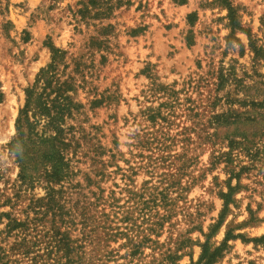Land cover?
<instances>
[{
	"label": "rangeland",
	"instance_id": "obj_1",
	"mask_svg": "<svg viewBox=\"0 0 264 264\" xmlns=\"http://www.w3.org/2000/svg\"><path fill=\"white\" fill-rule=\"evenodd\" d=\"M87 1L0 0V212L30 221L28 230L6 235L2 218L8 264H194L201 245L218 246L229 229L264 235V159L241 176L235 202L215 227L229 169L250 162L238 150L232 164L213 165L214 156L229 150V138L251 139L254 119L264 113L237 102L264 98L262 88H243L253 84L254 71L264 75V57L253 58L247 34L235 32L243 48L227 43L221 0H99L112 6L102 18L91 17L97 9L90 6V16H82ZM228 1L264 50V0ZM91 36L107 39L105 47L89 50ZM48 42L92 67L78 90L83 113L73 121L85 136L75 175L61 182L58 206L32 225L29 199L44 196V184L16 199L19 167L8 143L25 87L50 61ZM101 96L102 104L90 107ZM257 136L264 143V133ZM228 244L216 264H264L263 243Z\"/></svg>",
	"mask_w": 264,
	"mask_h": 264
},
{
	"label": "trees",
	"instance_id": "obj_2",
	"mask_svg": "<svg viewBox=\"0 0 264 264\" xmlns=\"http://www.w3.org/2000/svg\"><path fill=\"white\" fill-rule=\"evenodd\" d=\"M97 1L99 0H88L86 4H83L84 9L79 11L83 17L90 16L92 11L89 6L97 9L91 17L102 18L110 15L112 6L107 5V7H104L103 4L100 5ZM220 2L228 10L227 18L229 20L230 34L227 36V43L231 44L233 40L243 48L241 42L235 36L236 31H243L249 37V48L254 53L253 58H263L264 50L256 46L251 40L250 33L241 25L235 8L228 0H221ZM179 3H185V0H179ZM188 20L190 25H192L195 21L194 14H189ZM98 33L101 36L106 35L107 27H101ZM106 42L107 39L91 36L87 47L89 50L92 48L102 49V47H105ZM186 42L189 45L192 44L191 35L186 37ZM46 45L51 53L50 61L39 69L33 82L25 87L24 102L19 108L14 122L15 136L8 143L9 151L15 157V163L19 167L16 183L14 184L16 199L21 197V192L33 190L37 184H44L45 195L42 197L31 196L29 199L28 208L36 214V217L31 222L32 225H35V222L39 220V214L45 215L48 210L58 206L61 200L60 197L64 192L61 182L67 180L71 175H75L73 171L75 165L72 162L79 161L76 160V157L81 148L80 139L85 136L84 134L82 137L78 135L81 131L78 130L79 126L74 124L73 121L76 116L83 113L84 104L78 99V90L84 89L88 85L87 74L92 67L83 61L82 56L69 57L67 50L57 47L51 42ZM253 76L256 77L253 80V84L243 86L244 90L254 89L253 92L257 93L262 88L261 92H264V75L254 71ZM220 79H225L222 72ZM236 84L242 85L241 80H236ZM245 99L237 102L240 104L248 102L253 106L264 109V98L260 101L252 98ZM103 101L104 98L102 96L99 98L95 97L91 100L90 107H97ZM228 102L234 103L236 100L230 99ZM259 116L260 119H254L255 123L251 129V139L246 136H241L240 140L229 138L227 142L229 150L214 156L213 165H217L222 161L226 164H232L233 153L238 150V152L244 153L250 162V165H233L229 169L230 176L226 181L227 191L221 190L219 192L223 205L215 227L222 223L229 210V205L235 202L234 194L238 189L242 188L239 182L241 176L253 169L254 162L262 164L264 159V143L258 142L255 138L257 135L262 136L264 133V113H259ZM237 166L238 170L235 169ZM232 178L237 180L235 186L231 185L230 181ZM55 185H59L60 188L56 189ZM5 202L8 203L10 200L6 199ZM5 202L3 205H5ZM249 213L252 220L254 212L249 209ZM3 217L7 219L3 230L6 235L12 234L16 230H28L30 223L28 218L21 222L11 217L8 212H0V223ZM213 232L214 230L211 231L210 235ZM58 233L63 235L59 231ZM235 238H241L246 242L252 241L264 244V235L245 238L242 234H234L233 230L229 229L222 242L212 249H210L208 240H206L201 245V254L194 264H216L223 256V252L230 248L228 241ZM6 258L7 255L0 247V264H8L10 260Z\"/></svg>",
	"mask_w": 264,
	"mask_h": 264
}]
</instances>
